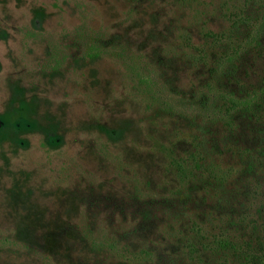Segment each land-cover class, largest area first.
<instances>
[{"label": "rangeland", "instance_id": "rangeland-1", "mask_svg": "<svg viewBox=\"0 0 264 264\" xmlns=\"http://www.w3.org/2000/svg\"><path fill=\"white\" fill-rule=\"evenodd\" d=\"M0 264H264V0H0Z\"/></svg>", "mask_w": 264, "mask_h": 264}]
</instances>
